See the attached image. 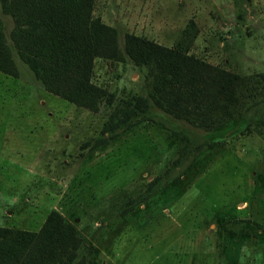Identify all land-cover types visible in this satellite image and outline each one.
<instances>
[{
    "label": "rangeland",
    "instance_id": "1",
    "mask_svg": "<svg viewBox=\"0 0 264 264\" xmlns=\"http://www.w3.org/2000/svg\"><path fill=\"white\" fill-rule=\"evenodd\" d=\"M6 33L13 25L3 14ZM93 15L123 34L177 43L241 74L264 71V0H95ZM0 71V225L37 230L58 210L83 237L89 264H264V88L258 104L211 130L154 104L103 132L125 96L146 94L127 55L96 57L93 80L112 92L92 110L49 92L17 56ZM249 124V127H245ZM106 135V141L99 139ZM226 227H223V224Z\"/></svg>",
    "mask_w": 264,
    "mask_h": 264
},
{
    "label": "trees",
    "instance_id": "2",
    "mask_svg": "<svg viewBox=\"0 0 264 264\" xmlns=\"http://www.w3.org/2000/svg\"><path fill=\"white\" fill-rule=\"evenodd\" d=\"M95 0H0L13 25L6 33L0 15V71L18 75L17 56L40 84L77 105L111 106L113 93L93 80L96 57L127 55L145 67L146 94L132 93L114 106L103 132L116 133L147 116L152 104L206 130L228 126L258 104L264 71L241 74L189 51L198 29L191 20L177 43L119 31L93 15ZM264 130V115L255 120ZM249 127V124L245 126ZM115 132V133H114ZM100 140L105 142L106 135ZM226 227V224H223ZM83 237L56 209L37 230L0 225V264H89L79 256Z\"/></svg>",
    "mask_w": 264,
    "mask_h": 264
}]
</instances>
